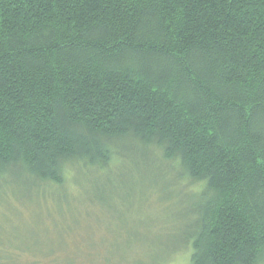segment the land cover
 I'll use <instances>...</instances> for the list:
<instances>
[{
	"label": "trees",
	"instance_id": "1",
	"mask_svg": "<svg viewBox=\"0 0 264 264\" xmlns=\"http://www.w3.org/2000/svg\"><path fill=\"white\" fill-rule=\"evenodd\" d=\"M138 157L199 192L188 264H264V0H0V180Z\"/></svg>",
	"mask_w": 264,
	"mask_h": 264
},
{
	"label": "rangeland",
	"instance_id": "2",
	"mask_svg": "<svg viewBox=\"0 0 264 264\" xmlns=\"http://www.w3.org/2000/svg\"><path fill=\"white\" fill-rule=\"evenodd\" d=\"M164 167L153 158L113 160L108 171L69 173L61 190L4 177L1 248L16 264H188L199 192Z\"/></svg>",
	"mask_w": 264,
	"mask_h": 264
}]
</instances>
